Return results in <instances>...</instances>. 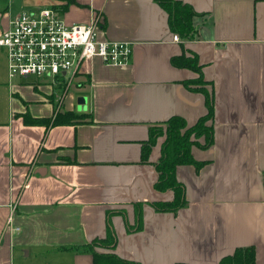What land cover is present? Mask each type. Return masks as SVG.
Returning a JSON list of instances; mask_svg holds the SVG:
<instances>
[{
    "label": "crops",
    "instance_id": "0c3cea01",
    "mask_svg": "<svg viewBox=\"0 0 264 264\" xmlns=\"http://www.w3.org/2000/svg\"><path fill=\"white\" fill-rule=\"evenodd\" d=\"M180 1L200 16L196 36L176 42L153 0H0V35L20 13L51 8L68 25L99 15L101 39L132 43L128 63L95 58L69 87L9 78L0 48V264H92L83 247L107 226L114 253L139 264H219L248 247L264 264V0ZM183 53L213 93V144L192 147L208 161L199 172L176 169L185 206L157 212L149 203L173 198L154 189L165 135L147 162L142 143L170 117L192 126L208 110L183 84L199 73L171 64ZM55 110L89 119L47 130L22 118Z\"/></svg>",
    "mask_w": 264,
    "mask_h": 264
},
{
    "label": "trees",
    "instance_id": "16d2710c",
    "mask_svg": "<svg viewBox=\"0 0 264 264\" xmlns=\"http://www.w3.org/2000/svg\"><path fill=\"white\" fill-rule=\"evenodd\" d=\"M153 2L159 5L166 13L168 28L171 33L179 37V40L188 41L196 36L197 31L194 19L199 17L200 14L194 11L190 5L180 0H153ZM171 64L174 67L187 68L199 73L196 80L187 81L183 84L188 85L193 91L203 93L208 109L207 113L200 117L192 126H187L182 117H170L160 125L151 127L149 129L148 140L142 143L141 162H147L151 146L155 144L156 138L165 135L164 141L161 144L160 158L154 163L157 175L154 189L160 193L171 191L173 198L170 201H157L149 204L157 212L174 213L186 204L184 185L177 180L176 169L178 166L191 165L195 168L196 172H199L208 163V161L196 160L191 153V149L192 147H196L205 150L213 144L212 119L214 110L213 93L211 92V95H209V92L203 88L205 83L201 76V66L198 65L197 57L194 54L187 56L186 53H183L172 57ZM22 118L24 123L44 124L47 130L48 127L70 125L89 119L87 114H77L73 111L61 110H55L51 118L42 120H29L27 114H23ZM111 214L112 212H108L107 216ZM107 227L108 230L104 239L97 238L83 247V250L91 254L92 264H139L121 259L114 253L115 236L110 226ZM254 255L253 247L237 248L232 255L221 259L219 264H254Z\"/></svg>",
    "mask_w": 264,
    "mask_h": 264
},
{
    "label": "built area",
    "instance_id": "2783aa9c",
    "mask_svg": "<svg viewBox=\"0 0 264 264\" xmlns=\"http://www.w3.org/2000/svg\"><path fill=\"white\" fill-rule=\"evenodd\" d=\"M102 23L95 15L87 24L68 25L51 8L20 13L0 35L8 77H35L69 87L95 58L105 65L128 63L132 43L101 39ZM172 40L178 42L179 37L173 35Z\"/></svg>",
    "mask_w": 264,
    "mask_h": 264
},
{
    "label": "water",
    "instance_id": "95a60500",
    "mask_svg": "<svg viewBox=\"0 0 264 264\" xmlns=\"http://www.w3.org/2000/svg\"><path fill=\"white\" fill-rule=\"evenodd\" d=\"M84 102H85L84 99H79V100H78V103H79V104H84Z\"/></svg>",
    "mask_w": 264,
    "mask_h": 264
}]
</instances>
